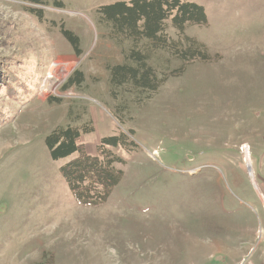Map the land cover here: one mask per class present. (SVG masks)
<instances>
[{
    "label": "rangeland",
    "instance_id": "obj_1",
    "mask_svg": "<svg viewBox=\"0 0 264 264\" xmlns=\"http://www.w3.org/2000/svg\"><path fill=\"white\" fill-rule=\"evenodd\" d=\"M118 1L131 0H0V72L26 84L15 95L0 81V264H264V0H187L208 22L186 34L218 59L149 99L110 84L128 45L97 11ZM150 64L160 77L181 66L166 51ZM76 70L84 82L67 87ZM69 125L92 128L82 144L93 155L104 137L136 143L111 148L124 178L100 206L76 201L59 173L70 159L45 145Z\"/></svg>",
    "mask_w": 264,
    "mask_h": 264
},
{
    "label": "trees",
    "instance_id": "obj_2",
    "mask_svg": "<svg viewBox=\"0 0 264 264\" xmlns=\"http://www.w3.org/2000/svg\"><path fill=\"white\" fill-rule=\"evenodd\" d=\"M28 4L41 7L44 0H26ZM38 19L44 18L42 9L29 8ZM99 23L109 30V38L123 50L124 62L109 66L110 84L113 89L130 87L146 96L155 95L169 78L182 76L187 67L196 63H208L218 56H212L205 44L186 34L188 25L202 26L208 22L204 6L187 0H131L118 1L101 6ZM173 27L178 39H173L168 30ZM77 55H81L80 39L72 31L61 30ZM166 51L181 66L159 76L150 61L160 52ZM0 81L18 87L12 93L19 95L26 89L23 77L6 69ZM84 82L83 72L76 70L67 79V87ZM26 93V92H25ZM92 128L60 127L45 138V145L53 161L70 159L60 167V176L67 182L70 193L83 205L100 206L106 203L124 178L119 167L125 161L112 149L131 150L135 141H128L125 133L104 137L96 155L90 154L82 144L83 134ZM109 148V149H108ZM53 264V257L47 261Z\"/></svg>",
    "mask_w": 264,
    "mask_h": 264
},
{
    "label": "water",
    "instance_id": "obj_3",
    "mask_svg": "<svg viewBox=\"0 0 264 264\" xmlns=\"http://www.w3.org/2000/svg\"><path fill=\"white\" fill-rule=\"evenodd\" d=\"M248 170H249L250 176H252V169H251V167L248 166Z\"/></svg>",
    "mask_w": 264,
    "mask_h": 264
},
{
    "label": "bare ground",
    "instance_id": "obj_4",
    "mask_svg": "<svg viewBox=\"0 0 264 264\" xmlns=\"http://www.w3.org/2000/svg\"><path fill=\"white\" fill-rule=\"evenodd\" d=\"M243 149L245 150V147H244ZM245 152H247V150H246ZM247 154H248V153H247ZM247 156H248V155H247ZM253 177H254V176L252 175L251 178L254 179Z\"/></svg>",
    "mask_w": 264,
    "mask_h": 264
},
{
    "label": "crops",
    "instance_id": "obj_5",
    "mask_svg": "<svg viewBox=\"0 0 264 264\" xmlns=\"http://www.w3.org/2000/svg\"><path fill=\"white\" fill-rule=\"evenodd\" d=\"M118 65V64H117Z\"/></svg>",
    "mask_w": 264,
    "mask_h": 264
}]
</instances>
